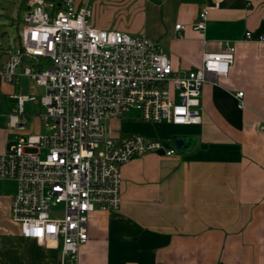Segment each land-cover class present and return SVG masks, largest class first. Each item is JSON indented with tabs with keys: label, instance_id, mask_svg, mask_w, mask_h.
Masks as SVG:
<instances>
[{
	"label": "crops",
	"instance_id": "0c3cea01",
	"mask_svg": "<svg viewBox=\"0 0 264 264\" xmlns=\"http://www.w3.org/2000/svg\"><path fill=\"white\" fill-rule=\"evenodd\" d=\"M76 1H89L98 28L156 39L182 72L200 65L205 51L224 50L226 42L236 47L229 74L203 87L201 123H160L190 137L191 147L180 150L168 139L176 154L149 152L122 166L121 206L90 214L89 239L78 264H264V33L261 40L246 37L248 31L255 37L264 24V0ZM203 8L208 9L206 27L195 29ZM179 23L184 27L176 29ZM18 92L39 95L43 88L25 76L18 84L0 76V95L17 100L12 94ZM27 102L39 111L28 115L24 105L19 113L18 103L9 121L19 113L25 128L15 129L25 133L33 116L31 129L40 132L43 108ZM5 116L0 113V121ZM158 127L135 122L109 129L113 135L161 138L173 126ZM13 145L0 136V152ZM1 190L0 264H57L60 247L24 238L10 214L13 192Z\"/></svg>",
	"mask_w": 264,
	"mask_h": 264
},
{
	"label": "built area",
	"instance_id": "2783aa9c",
	"mask_svg": "<svg viewBox=\"0 0 264 264\" xmlns=\"http://www.w3.org/2000/svg\"><path fill=\"white\" fill-rule=\"evenodd\" d=\"M25 5L21 43L0 56V76L14 84L25 76L43 88L39 95L12 96L19 113L27 101L43 108L45 131L20 137L0 152V190L2 181L15 182L10 214L24 238L60 247L57 264H78L90 214L121 206L122 166L149 152L177 153L159 137L113 135L104 121L136 111L147 122L200 124L203 87L229 74L236 47L226 42L224 50L205 51L200 65L182 72L156 39L96 27L89 1ZM207 14L203 8L195 29L206 27ZM246 37L263 39L251 31ZM19 113L10 115V125L24 129Z\"/></svg>",
	"mask_w": 264,
	"mask_h": 264
},
{
	"label": "rangeland",
	"instance_id": "374dc122",
	"mask_svg": "<svg viewBox=\"0 0 264 264\" xmlns=\"http://www.w3.org/2000/svg\"><path fill=\"white\" fill-rule=\"evenodd\" d=\"M26 8V5L23 3V0H0V53L2 57H7L9 52H12L18 46V36L22 31L23 21L22 16L23 12ZM5 80V79H4ZM6 81V80H5ZM23 91L22 93H24ZM19 94V92H18ZM18 102L16 99H13L9 96V94L0 95V113H4L6 115L1 119L0 124L3 125L0 127V136L8 140V144H15L20 137L25 136L29 133H36L35 130L31 129L32 124L35 122V118L33 116L28 117L26 130L27 132L21 133L18 132L15 128L10 127L9 114L17 110ZM26 114H34L39 111L40 108L36 107L32 102L25 103ZM35 111V112H34ZM131 115L137 116V112L133 111L130 113ZM127 114L123 118H111L104 121L105 125L114 129H123L131 124H135V122L148 124L151 126H165L167 128H171L169 135L161 136L163 139L168 142L170 139V144H172L171 138L175 136L174 125L168 126L167 123H163L165 125L156 124L152 122H147L142 120L141 118L136 117V120H133L132 117H127ZM130 118V119H129ZM179 126V125H178ZM158 127V128H160ZM41 131H45L44 127ZM40 131V132H41ZM169 136V138H167ZM12 147V146H11ZM11 149V148H10ZM9 149V150H10ZM15 182L11 180L2 181V190L6 193H12L15 189Z\"/></svg>",
	"mask_w": 264,
	"mask_h": 264
},
{
	"label": "water",
	"instance_id": "95a60500",
	"mask_svg": "<svg viewBox=\"0 0 264 264\" xmlns=\"http://www.w3.org/2000/svg\"><path fill=\"white\" fill-rule=\"evenodd\" d=\"M262 33H264V24L261 25V27L256 32V38L259 37ZM173 144L180 150H186L191 147L192 145V139L188 136L184 135H175L172 137ZM161 154H164V152H159Z\"/></svg>",
	"mask_w": 264,
	"mask_h": 264
},
{
	"label": "trees",
	"instance_id": "16d2710c",
	"mask_svg": "<svg viewBox=\"0 0 264 264\" xmlns=\"http://www.w3.org/2000/svg\"><path fill=\"white\" fill-rule=\"evenodd\" d=\"M47 1H52V0H47ZM152 2L161 5L162 0H151ZM183 2H189V3H198V4H203L206 0H182ZM23 3L25 4V0H23ZM21 43V33L18 36V45ZM0 53V56H2Z\"/></svg>",
	"mask_w": 264,
	"mask_h": 264
}]
</instances>
